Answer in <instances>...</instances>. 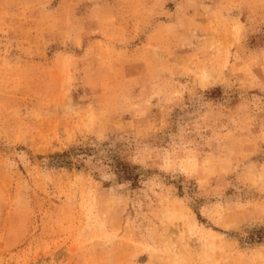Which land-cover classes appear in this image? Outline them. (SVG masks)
I'll use <instances>...</instances> for the list:
<instances>
[{
    "label": "rangeland",
    "instance_id": "374dc122",
    "mask_svg": "<svg viewBox=\"0 0 264 264\" xmlns=\"http://www.w3.org/2000/svg\"><path fill=\"white\" fill-rule=\"evenodd\" d=\"M0 264H264V0H0Z\"/></svg>",
    "mask_w": 264,
    "mask_h": 264
}]
</instances>
